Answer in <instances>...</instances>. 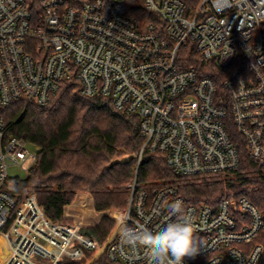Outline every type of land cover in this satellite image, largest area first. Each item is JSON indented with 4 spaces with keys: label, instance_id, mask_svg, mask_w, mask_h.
Masks as SVG:
<instances>
[{
    "label": "built area",
    "instance_id": "2783aa9c",
    "mask_svg": "<svg viewBox=\"0 0 264 264\" xmlns=\"http://www.w3.org/2000/svg\"><path fill=\"white\" fill-rule=\"evenodd\" d=\"M145 4L155 17L147 23L114 0H0V108L47 104L64 80L76 79L82 94L110 97L137 115L144 138L128 204L110 209L112 234L103 245L83 234L91 243L75 238L66 251L69 232L55 237L28 218V232L14 230L20 210L8 167L30 168L39 147L8 135L0 116V237L10 243V264L87 258L79 243L94 250L88 264H264L256 240L264 213L247 197L197 205L172 183L139 181L145 149L162 152L180 176L236 177L230 125L264 168V0Z\"/></svg>",
    "mask_w": 264,
    "mask_h": 264
},
{
    "label": "trees",
    "instance_id": "16d2710c",
    "mask_svg": "<svg viewBox=\"0 0 264 264\" xmlns=\"http://www.w3.org/2000/svg\"><path fill=\"white\" fill-rule=\"evenodd\" d=\"M184 1L188 7L200 2ZM114 4L143 23L155 18L145 0H114ZM0 116L8 135L39 147L28 175L17 178L13 184L8 183L18 197L17 207L26 193L33 190L47 216L34 195L24 203L26 212L51 227L69 232L72 239L89 244L91 241L86 235L98 243L105 242L116 223L110 209H123L128 204V185L134 178L144 143L139 117L118 110L110 97L82 94L81 83L76 79L64 80L47 104L25 105L18 100L0 108ZM230 134L240 152L236 177L180 176L167 165L162 152L145 149L139 181L151 187L172 183L188 202L197 205L217 206L225 196L247 197L264 213V168L250 158L244 137L232 125ZM125 157L129 159L122 162ZM15 217L16 209L5 230ZM48 218L66 225L78 223L82 234L76 229L68 231L55 225ZM256 240L264 244V229ZM84 248L88 256L94 254V250ZM10 254V244L1 236L0 258ZM65 262L84 264L86 259L66 258Z\"/></svg>",
    "mask_w": 264,
    "mask_h": 264
},
{
    "label": "bare ground",
    "instance_id": "6f19581e",
    "mask_svg": "<svg viewBox=\"0 0 264 264\" xmlns=\"http://www.w3.org/2000/svg\"><path fill=\"white\" fill-rule=\"evenodd\" d=\"M33 196V194L30 195L29 199ZM31 219L33 222V226L32 229H38V230H43L45 232H53L56 233L55 237H57V235H59V233H63L61 230H59L56 227H51L49 226L44 220L37 218L36 216L27 213L23 210L20 211V218L17 221L14 230H23L24 232H28L29 228L26 224V222L24 221L25 219ZM4 236V235H3ZM5 237V236H4ZM6 238V237H5ZM7 239V238H6ZM8 240V239H7ZM70 240L72 241L71 237L69 238L68 241H65V250L69 251L72 249L71 245H70ZM9 242V241H8ZM10 244V243H9ZM10 258H11V254L10 255H6L5 257L1 258L0 260V264H10Z\"/></svg>",
    "mask_w": 264,
    "mask_h": 264
},
{
    "label": "rangeland",
    "instance_id": "374dc122",
    "mask_svg": "<svg viewBox=\"0 0 264 264\" xmlns=\"http://www.w3.org/2000/svg\"><path fill=\"white\" fill-rule=\"evenodd\" d=\"M29 165H30V162L29 163H27V164H25V165H22V164H12V165H10L9 167H8V182L10 183V184H13L14 182H15V180L17 179V178H25L27 175H28V169H29ZM31 194H35V196H36V193H35V191H33V190H30V191H28L27 193H26V195L24 196V198H23V200L21 201V203H20V205H19V210L21 211V210H23L24 209V211L26 212V206L24 205V203H25V201L27 200V198L31 195ZM36 200H37V197H36ZM37 203H38V201H37ZM39 204V203H38ZM24 205V206H23ZM40 205V204H39ZM23 206V207H22ZM28 213V212H27ZM46 215V214H45ZM47 216V215H46ZM38 218V217H37ZM40 219V218H39ZM61 224H63V223H61ZM66 225V224H65ZM69 226H79V224L77 223V224H75V225H73V224H69ZM115 226H116V223H115V225H114V227L112 228V230L110 231V234H109V236L112 234V232H113V230H114V228H115ZM109 236H108V238H109ZM107 238V239H108ZM72 239V238H71ZM106 239V240H107ZM106 242V241H105ZM105 242H103L102 244L101 243H99L100 245H103ZM82 248H84L85 246L83 245V246H81ZM11 249V248H10ZM84 250H85V248H84ZM86 253V252H85ZM93 256V255H92ZM91 256V257H92ZM86 257L87 258H91L90 256H88L87 254H86ZM87 258H85L86 259V262L84 263V264H88V260H87ZM1 259V258H0Z\"/></svg>",
    "mask_w": 264,
    "mask_h": 264
},
{
    "label": "water",
    "instance_id": "95a60500",
    "mask_svg": "<svg viewBox=\"0 0 264 264\" xmlns=\"http://www.w3.org/2000/svg\"><path fill=\"white\" fill-rule=\"evenodd\" d=\"M129 159V157H125L123 158L121 161L124 162V161H127ZM35 195V194H34ZM41 208L44 210L43 206H41Z\"/></svg>",
    "mask_w": 264,
    "mask_h": 264
}]
</instances>
